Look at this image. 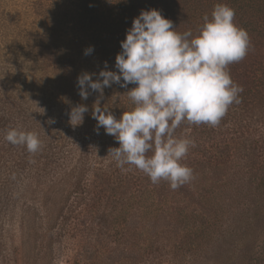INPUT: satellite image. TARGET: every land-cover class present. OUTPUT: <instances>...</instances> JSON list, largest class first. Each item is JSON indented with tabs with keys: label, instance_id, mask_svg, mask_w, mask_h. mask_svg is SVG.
Listing matches in <instances>:
<instances>
[{
	"label": "rangeland",
	"instance_id": "374dc122",
	"mask_svg": "<svg viewBox=\"0 0 264 264\" xmlns=\"http://www.w3.org/2000/svg\"><path fill=\"white\" fill-rule=\"evenodd\" d=\"M62 3L0 0V264H264V144H256V126L243 129L242 135L225 134L224 128L216 129L222 135L211 134L209 125L195 129L194 146L182 161L193 170V179L176 190L167 181L153 187L161 204L144 219H133L134 225L127 215L132 200L117 207L120 215L114 211L119 222L129 221L125 225L108 222L104 216L111 214L110 205L100 207L95 200L86 202L98 206L92 223L84 220L91 209L73 198L61 214L52 202L42 206L45 187L20 166L19 146L4 137L9 128L24 130L23 109L29 116L41 111L34 101L33 110L26 104L19 114L13 101H30L19 95L21 85L32 84L30 34H47L42 22L64 14ZM6 111L12 117L9 125ZM60 111L53 109L52 119ZM99 174L88 177L90 190L108 196ZM165 209L174 216H166ZM151 223L161 226L155 237L133 230L136 224Z\"/></svg>",
	"mask_w": 264,
	"mask_h": 264
},
{
	"label": "trees",
	"instance_id": "16d2710c",
	"mask_svg": "<svg viewBox=\"0 0 264 264\" xmlns=\"http://www.w3.org/2000/svg\"><path fill=\"white\" fill-rule=\"evenodd\" d=\"M218 3L227 4L235 10L234 23L247 31L250 43L247 55L228 66L233 82L243 88L239 93L241 102L233 103L220 121L222 124L227 122L229 127L216 126L209 131L218 134L216 129L224 128L225 134L242 135L245 133L243 129L256 126L260 130L256 144H264V0H63V16L44 18L42 22L48 33L30 34L28 62L33 66L32 84L21 85L19 89V95L30 101L24 102L19 98L13 101L19 114L26 104L33 110L31 103L34 101L41 108L39 113L35 110L32 116L25 109L21 113L24 130L38 134L40 150L29 153L25 146H18L23 159L20 166L26 167V173L45 187L42 192L45 205L42 203V206L52 202V207L61 214L73 198L79 206L91 209L90 217L85 216L84 220L92 223V215H98L95 213L98 206L87 205L86 202L95 200L102 203L100 207L110 205L108 211L111 214L104 216L108 222L125 225L130 221L134 225L133 219H144L149 210L161 204V200L155 198L153 187L165 181L153 184L134 166L125 165L127 171L118 167L108 154L109 149L119 147V143L106 134L103 127L97 133V121L91 114L94 103L99 99L101 107H107L119 118L124 111L134 107L127 92L136 85L122 88L113 83L111 87L104 88L103 97L89 89L88 98L83 100L79 95L77 78L87 72L93 74V80L98 79L105 62L107 70L117 71L115 57L122 50L121 41L126 38L127 29L141 10L157 9L164 18L172 21L178 33L191 30L195 35L203 24V17H211ZM64 28L66 31L62 32ZM89 46L94 50L85 55ZM51 49L56 50V55ZM66 60L70 62L66 63ZM28 87H31L30 91ZM16 97L19 96L16 94ZM80 104L86 105L88 112L84 114L82 124L72 126L68 113ZM55 108L61 110L60 115L52 119L51 111ZM5 119L9 125L12 120L9 111L5 112ZM50 120L54 122L49 123ZM206 127V124L197 126L184 122L176 130V135L186 136L185 132L192 128L187 134V138L191 139L195 129ZM97 174L108 185V196L100 197L98 192H91L88 177ZM127 200L134 202L130 209L132 212L127 214L131 220L119 222L121 210L117 207L122 208ZM163 212L168 217L174 216L166 209ZM160 227L158 223L147 227L136 224L133 230L154 236L160 233Z\"/></svg>",
	"mask_w": 264,
	"mask_h": 264
},
{
	"label": "clouds",
	"instance_id": "9594fccd",
	"mask_svg": "<svg viewBox=\"0 0 264 264\" xmlns=\"http://www.w3.org/2000/svg\"><path fill=\"white\" fill-rule=\"evenodd\" d=\"M235 10L227 4L214 6L211 17L205 15L198 33H178L171 20L157 9L141 10L121 41V52L115 57V69L105 68L93 80V74L77 78L83 100L89 89L103 97L105 87L113 83L127 88L134 107L117 118L100 100L93 105L96 131L103 127L119 143L110 148L111 156L122 170L134 166L153 184L169 182L176 190L193 179V170L182 163L194 141L177 136L176 130L189 125H219L229 107L239 104L243 88L231 79L228 66L242 60L248 52L247 31L234 23ZM89 46L84 54L93 51ZM86 105L80 104L68 113L72 126L83 123ZM54 121H49L52 123ZM5 140L23 145L29 153L41 148L38 134L20 128H9Z\"/></svg>",
	"mask_w": 264,
	"mask_h": 264
}]
</instances>
